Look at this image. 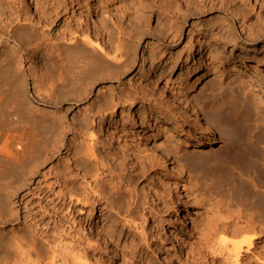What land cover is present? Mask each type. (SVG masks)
I'll use <instances>...</instances> for the list:
<instances>
[{"label":"rangeland","instance_id":"rangeland-1","mask_svg":"<svg viewBox=\"0 0 264 264\" xmlns=\"http://www.w3.org/2000/svg\"><path fill=\"white\" fill-rule=\"evenodd\" d=\"M32 1L37 7L36 11L26 7L22 0H0V8H6L11 3L15 7H23V11L29 16V20H33L32 22L35 21L31 18L34 15H44L43 22L37 24L38 30L44 34L42 38L44 42L30 38L29 47L34 49L29 52L23 64L24 68H29L31 72L48 71L50 57L52 54L54 56L58 54V50L53 49L49 42L61 37L67 40L72 35L69 36V31L84 37L86 34L90 36L89 39L101 40V33H98L97 29L99 22H102L108 32L114 31L120 25L124 26L122 28L125 31H130V27H133L131 22L135 21L132 19L134 17L137 18L138 30L143 34L128 43L130 59L121 68V72L116 74L118 81L109 79L108 75L84 79V82L88 80L87 86L90 84L88 86L90 98L95 97L101 90L107 92L108 98L115 103L114 110L117 111L112 115L105 110L98 115L86 101L77 107L64 104L72 98L70 87L73 83L65 87L70 93L65 88L56 92L61 100L59 104H53L51 101L47 103L44 87L38 92L39 95L34 92L31 79L25 85L30 96L27 104L29 115L32 111L35 115L29 116L33 126L30 123L29 125L32 127L35 141L29 150V161L25 162L24 166L18 165L0 172V200L4 198L8 201L15 213L11 215L10 221L0 225L2 230L0 259L10 260L11 264L35 262V264H232L224 257L222 241L228 242L226 244L229 246L231 242L229 240L242 241L251 237V232H248L249 225L243 221L245 218L242 217L240 219L242 221H238L239 219L235 217L237 212L245 215L250 210L247 201H238L237 193L230 198L226 196L230 191L229 184H225L226 180L229 177L236 186H243L244 190H247L251 179L248 172L254 169L264 182V161L255 157L259 156V153L264 155L262 152L264 140L257 142L254 139L258 135H262L264 139V59L262 57L264 35L247 44L260 51V56L256 59L258 62H253L255 66L248 69L240 67V71L238 68H231L240 63L232 64L226 72L206 75L189 91L192 101L199 100L193 103L198 102L195 106L201 108L200 117L210 116L209 120L207 119L208 128L200 130L196 126L185 124L184 117L180 114L173 116L171 112L166 113L164 109L166 105L167 108L169 105H172L173 109L176 107L164 92H160L159 86L165 82L180 91L183 79H190L198 63L200 64L195 53L196 49L209 45L207 38L201 35L203 27L205 28L201 23L207 15L206 5L202 0H126L124 4L128 6L127 18L132 19L129 21L123 20L118 10L120 4H114V0ZM137 1L147 2L148 11L141 15ZM232 1H220L215 8L227 11L239 34H245L240 30L241 25L249 29L251 23H261L264 20V6L260 7L257 1L243 0L241 7L237 3L240 9ZM232 5L235 7L233 8ZM235 9L236 13H234ZM240 10L242 13L238 14ZM213 13L221 15L219 12ZM22 16L24 17V14ZM22 16L20 20L23 19ZM245 16L247 18H244ZM222 21L219 25L223 26V29L228 28L224 25L227 24V20ZM220 44L217 43V47H220ZM189 53L192 55L190 62L185 60ZM115 54L118 56L117 53H111L113 56ZM62 56H56L59 69L61 66L65 69L68 62ZM231 56L236 55L227 54L226 57ZM117 59L116 57L112 61L116 64ZM203 62L208 64L209 60L204 58L201 63ZM155 71L158 76L152 77ZM142 88L149 93L147 97L141 95ZM124 89H131L137 95H131V98L128 96L127 99L126 96L122 98L119 91ZM25 112L28 111L23 108L22 113ZM75 112L83 113L93 119V126L91 125V129L94 130L93 135L85 134L84 130L81 131L75 125L76 122L71 120ZM245 113L246 122L243 119L244 125H242L240 117ZM152 118L163 122L165 120L178 128L188 127L189 139H197L202 145L190 147L183 142H177L171 136H167L166 130L157 131L156 121ZM58 124L65 125V130L62 131ZM103 125L109 127L108 134L116 133L119 136L120 140L115 143L118 144L117 147L114 146L110 135L105 140L104 137L99 136V129ZM247 133L252 134L251 139L247 140ZM124 137L127 145L123 142ZM84 138L85 141L92 139L96 142L93 148L94 159H102L107 165L104 174L97 181H93L89 174L82 173L78 163L74 161V157L82 156L85 147L75 150L74 154H70L64 148L69 140L78 143L83 142ZM155 142L158 144L161 142V146L165 148H172L174 144L175 147L178 146L174 152L177 155L175 157H180L178 159L181 162L184 161L185 172L182 176L177 172L173 173L168 165L162 166L158 162L156 156L159 150ZM231 142L236 143L238 149L228 152ZM244 146L253 148L254 152L256 149L255 156L248 155ZM114 168L115 171L112 172ZM11 169L15 175L17 172L16 177L11 174L12 172L10 173ZM212 169L219 175L213 172L209 175L215 177L217 175L216 178L221 179L220 184H222L221 189L216 192H212L198 175L199 172L208 175L207 172ZM65 180L79 188L81 196L85 197L84 201L69 202V199L65 198V203L63 202L64 197L61 196ZM10 185L16 188L12 195ZM262 187L259 189L263 194L264 184ZM130 195L134 197L132 205ZM135 201L139 207L136 210L132 209V213L126 211L127 206L130 204V207H133ZM176 213H183L182 219L185 221L184 226L179 225L177 228V237L183 236L186 239V251L179 253H175L178 238L170 241L165 239L166 229L178 217ZM224 213L228 215L229 220L225 219L227 216ZM219 214L223 217H218ZM233 217L236 221L232 219ZM123 218H132L133 221L130 224L124 223ZM94 220L97 222L104 220L105 226L111 231L109 245H104L100 241L98 232L90 231V225ZM263 220L264 215L261 220L264 228ZM229 221L239 222V227L236 229L239 233L229 232L232 228V223ZM221 223L231 224V227L226 225L228 230H225ZM256 223L261 224L258 221ZM29 226L34 231V238L40 242L50 241L48 250L46 249L45 253L41 252L39 256L32 248H26L23 240L18 241L23 235L19 230L29 231ZM218 226L226 233L217 230ZM224 237L226 240L223 239ZM88 241L94 247L90 248ZM253 243L250 250L241 253L238 264H264V231L258 235V238H254ZM16 244L21 245L19 247L21 252H14Z\"/></svg>","mask_w":264,"mask_h":264},{"label":"bare ground","instance_id":"bare-ground-1","mask_svg":"<svg viewBox=\"0 0 264 264\" xmlns=\"http://www.w3.org/2000/svg\"><path fill=\"white\" fill-rule=\"evenodd\" d=\"M22 1L26 7H31L32 9H34V11L37 10V7H36V5L33 4L32 0H22ZM125 1L126 0H114V4H120L121 5V6L119 5L118 10L120 11L121 16L124 18L123 20H127V21L132 20V19H133V21L135 20L134 22H131V26H133V27L132 28L130 27V31L128 30L129 32L127 30L125 31V29L122 28V27H124L123 25L118 26L117 28H115L114 31L108 32L105 29V26L102 25V22H99V24L97 25V27H99V28H97L98 33H101V36H102L101 40L100 39L98 40L97 38L95 40H93L92 38L89 39L90 36L88 37L86 34L84 37V36L78 35L75 32L71 33L69 31V36H70V34H72V35L69 38H67V40H65L61 37V38H55L54 40L49 42L53 49L55 48L58 50V54L56 56L63 55L62 58L64 57L65 60L68 61L67 65L65 66L66 68L63 69L61 66L59 69L58 63L56 62L57 58H56V56H54L52 54V56L50 57L51 62L50 61H49L50 63L48 62L50 64L48 71L44 72V73L43 72H33L34 70L31 72V71H29V68H27V67L24 68V65H23L24 62L27 60V56H29V52L32 49H34V47H29L30 38H37L38 40L44 42V39H42V38H44L43 37L44 34H43V32H40L38 30V27H37V24L39 22H43L42 20L44 19V15L38 16V14H36L33 17L30 16L32 19H35V21L32 22L33 20H29L30 19L29 16L26 15V13L23 11V7H21V8L15 7L11 3L6 8H0V172L4 169L6 170L8 168H15L18 165L24 166L23 164L25 162L27 163V161H29V150H30V147H31L33 141H35L33 139L34 138L33 132L31 131L32 130L31 126H33V125H31L32 120H29V116L31 117V116H35V115L33 113L34 111H32L31 115H29V107L27 108V104L30 101L29 100L30 96H29V91L27 90L25 85H27V82L29 83V79H31V81H32L31 83L33 85L34 92H37V94L44 87V90H46L45 98H47V100H46L47 103H48V101H51V103L53 102V104L54 103H58V104L61 103V100L56 95V92L57 91L59 92L61 89L64 90L65 87H67L69 84L71 85L73 83L74 85L72 84V87H70L72 98L69 99L68 102L65 101L64 104L68 103L70 105H74L77 107L82 102L86 101L90 107L95 109V112L98 115L102 112L104 113L105 111H108L111 115L113 113L117 112L116 110H114V104L115 103L113 102V100H110L108 98V96H107L108 94L106 91L101 90L97 93V95L95 97L90 98L89 97L90 90L88 88V86L90 84L87 86L86 82L88 80L87 81L85 80L86 82H84V79L85 78H87V79L93 78L94 79V77L95 76L97 77V75H108L109 79H117V81H118L116 74L118 72H121V68L125 64H127L128 60L130 59V53L128 51V47H129L128 43H130L134 38H137L140 35H142L143 32L138 30V28H139V26L137 25L138 23L136 24V22H137L136 17H138L139 15L135 16L136 19H134V17L132 19L130 17H129V19L127 18V16H128L127 7L128 6H126V4H124ZM220 1L223 2L224 0H202L204 5H206L205 12H207V15H206L205 19L202 20V23H201V24L205 25V28L203 27V31L201 32V35H202V37L207 38L209 45L206 47H201V48L196 49L197 51L195 53H196V56H198L200 64L198 63L196 70L194 71V73L192 74L190 79L189 78L183 79L182 88L180 87L181 88L180 91H178L177 89L176 90L173 89L172 88L173 85L172 86L167 85L165 82H163L162 84L160 83L161 85L159 86L160 92L161 91L164 92L166 94V96L170 99L171 103L176 107V108L174 107L175 109H173L171 107L172 105L171 106L169 105V108H167L168 106L166 105V107H164V109L166 110V113L168 111V112H171L173 116H175V115L180 116L181 115V117H184L183 119H184L185 124H187L188 126H196L200 130H206V128H208L207 127L208 126V120H209L208 117H210V116H208L206 118L203 116L200 117L199 113L201 112V108L197 107L198 105L195 106L196 104H198L197 101H199V100L195 99V100H197L196 101L197 103H193V101H195V100L192 101L191 96H190L191 94L189 93V91L191 89H193L195 84L197 82H199L200 79H203V77H205L206 75L211 74V73L215 74L217 72L222 73L223 71L226 72L228 70L229 66L231 67L232 64L240 63L238 66L236 65V67H231L232 69L238 68V70H240L239 69L240 67H244L245 69L246 68L248 69V67L255 66L253 64V62H258L256 59L260 56L259 55L260 51H258L257 49L255 50V47L248 46L247 44H251L250 42H254V41L260 39L264 35V20L261 23L255 22L256 23V24L254 23L255 25L253 23H251L252 25L251 26L249 25L250 26L249 29H247L245 26L241 25L240 30L244 31L245 34L240 33L241 34L240 35L237 32V29H235V27H234L235 24H233V22L231 21L232 19H230L231 17H229L227 11H225L223 9H216L215 8V7H217V5ZM255 1H257V4H260V7L264 6V0H255ZM232 2H234L236 6L238 3V5H240L239 7H241V5H243V0H233ZM137 5H138V10H140L141 15L143 13H145L146 11H148V3L147 2L137 1ZM233 5H232V7H233ZM237 7H236V9L239 8V7L238 8ZM236 9H235L234 13H236ZM232 10H234V9H232ZM241 10L239 11L238 14H240ZM213 12H219V13H221V15L220 14L219 15L214 14ZM237 12H238V10H237ZM138 13H139V11H137L136 14H138ZM23 14H24V17L22 16ZM30 15H32V14H30ZM243 15H245V14H243ZM21 16L23 17V19L20 20ZM36 16H37V18H36ZM241 16H242V14H241ZM139 17H141V16H139ZM142 17H145V16H142ZM244 18H247V17L245 16ZM13 20H15V21H13ZM224 20H227V24L224 23V25L228 27V28L225 27L226 29H223L224 27L219 25L220 21L226 22ZM237 20H239V19H237ZM175 21H176V19H175ZM222 22H221V24H222ZM239 23H240V20H239ZM247 24H249V23H247ZM36 42H38V41H36ZM36 42H35V44H37ZM217 43H221L220 44L221 46L217 47V45H216ZM229 48H232V49H229ZM232 50H234V51H232ZM111 51L114 53H117L118 56H116V54H115V56L111 55V53H112ZM236 51H238V53ZM227 54H231V55L234 54L236 56H231V57L227 58L226 57ZM191 56L192 55L189 53L186 56L185 60H188L190 62L192 60ZM116 57L118 58L117 59L118 63L115 64L112 61V59L114 60V59H116ZM262 57L264 59L263 55H262ZM204 58L209 60L208 64H206L208 61L206 63H204V62L201 63ZM187 65L189 66V63H187ZM254 71H255V69H254ZM156 76H158L157 72L154 73L152 77H156ZM240 81H242V80H240ZM238 83H239V81H238ZM65 89H67V88H65ZM67 91H69V90L67 89ZM69 93H70V91H69ZM126 93L127 94L130 93V94L127 95ZM140 93L143 97H147V94L149 95V93L146 92V90H144V89L141 90ZM119 94H120V96H122V98L126 96V99L128 96H130V98H131V95H133V96L135 95L131 89H128V90L124 89L122 91H119ZM218 106H221V105H218ZM109 107H110V109H107ZM170 107L172 109H170ZM23 108H25L26 111H28V112H25V114L22 113ZM213 108H214V106H213ZM66 109H68V108H66ZM161 109H162V106H161ZM199 110H200V112H199ZM219 110H220V108H219ZM80 112H78V113L75 112L73 114V119H71V120H74L76 122L75 125H77V127L80 128L81 131L84 130L83 132H85V134H88L90 136L93 135L94 130H93V128L91 129L93 119H91V117L88 118L86 115H84L83 113H80ZM169 115H170V113H169ZM204 115H205V113H204ZM246 117H247L246 113L244 115H242V117H240V118H242V122H243V119L246 122ZM34 118H36V117H34ZM238 118H239V116H238ZM152 119H154V121H156L155 125H157V131L158 130H166L167 136H171L177 142L178 141L183 142L190 147H197V146L202 145V143L200 141H198L197 139H195V140L189 139V136H190L189 131L190 130L188 127L178 128L175 125L168 124L167 122H165V120L163 122V121L157 120L155 118H152ZM34 120H33V122H34ZM169 120H170V118H169ZM201 120H202V122H201ZM45 121H47V120H45ZM235 121H236V119H235ZM37 122H38V120H37ZM42 122H44V120ZM242 122H240V123L242 125H244V122L243 123ZM29 123L31 126L29 125ZM230 123H231V121H230ZM233 123H235V122H233ZM241 124H240V126H241ZM34 126H36V125H34ZM58 127H60L62 129V131H64L66 128V126L63 124H61V125L58 124ZM35 128H37V127H35ZM35 128H33V129H35ZM99 130H100L99 136H102V138L104 137V140H105V138L109 137V135H110L111 139H113V141H114V146L117 147L118 144H115V143L116 142L118 143V140H120V139H119V136L116 135V133H112V134L109 133L108 134L109 127L107 125H103L102 127H100ZM166 131H165V133H166ZM249 134L247 133V140L251 139L252 134H250V135ZM254 139L257 142H263V140H264V139H262V135L261 136L258 135V137H255ZM121 140H122V138H121ZM123 140H124L123 142L127 145L128 143L125 141V137ZM63 144H64V142H63ZM95 144H96V142L94 140L90 139V140L85 141V138H84L83 142H78V143L71 139L64 146V148H66V150L70 154H74L75 150H77L81 147H85V152H82L83 153L82 156L78 155V157H74L75 158L74 161L78 163V166L80 167V171H82V173L89 174L90 178L93 181H97L102 176V174H104V171L107 167V165L104 164V161H102V159L101 160L94 159L93 148H94ZM125 144H124V146H125ZM154 144L159 150V153L156 156L158 159V162L162 166L168 165L171 168L173 173L177 172L180 176H182L183 173L185 172L184 171L185 169L183 166L184 161L182 160L183 162H181L178 159L180 157H175L177 155H176V152H174V150H176L175 148H177L178 146L175 147L176 144H174L175 146L173 145L172 148H170V147L165 148V146L162 147L161 144L159 145L157 142H155ZM244 148H245L246 153L248 155H250V156L254 155L255 156L254 153L256 152V149L254 152L253 148L249 149L245 146H244ZM237 149H238L237 144L234 142H231L229 145L228 152L236 151ZM259 152H260V150H259ZM262 152L264 153V151H262ZM169 154H170V157H169ZM71 156H73V155H71ZM263 156L264 155H261L259 153V156L256 155L255 157H257L260 161H264ZM111 171L114 172L115 168ZM11 172H12V169H11L10 173ZM109 172L110 171L108 170V173ZM212 172L214 174H218V173H215L213 171V169H212V171L207 172L208 175L205 173L203 174V172H199V174L198 173L197 174L200 176L202 182L204 184H206L209 189L210 188L212 189V192L213 191L216 192V190L221 189L222 184H220L221 179L219 180L218 178H216L217 175H216V177L214 175H209V173L211 174ZM5 173H8V171L7 172L5 171ZM248 173H249V176L251 177V179H249L250 180L248 183L249 187L247 188V190H244L243 186H236L235 182L232 179H230L229 177L226 180L227 183H225V184H229V190H230V191H228L226 196L228 195V198H230L233 196V194L237 193L238 194V201H242V202L247 201L248 203L247 202L246 203L248 204V209L250 210L249 213H246L245 215H241L240 212H237V213H235L236 214L235 217L237 219H239L238 221H242V220H240V219H242V217L245 218V219L243 218L244 219L243 221L245 223H248L250 231H248L247 229L246 230L248 232H251V234H250L251 237L248 239L246 238L245 240H242V241L229 240V241H231L229 243V246L226 244L228 242L222 241L224 246H223V244H222L223 247L220 245V247H222L224 249L225 259L228 260V262L232 263V264H238L241 253L244 250H250V248L254 245V243H253L254 238H258V235L264 231V228H263L262 223H261L262 216L264 215V207H263V202H264L263 194L264 193L262 194L260 189H259V187L263 186L264 182L262 181L261 177L259 176V174L257 173L256 170H254V169L250 170ZM11 174H13V176L15 175L13 172ZM16 175H17V172H16ZM16 175H15V177H16ZM10 176H12V175H10ZM249 176H248V178H249ZM220 177L222 178V176H220ZM223 180L225 181L224 177H223ZM63 185H64V191H63V195L61 196V197H64L63 202L65 201V198H68L69 202H73V201L80 202V201L85 200V197L83 198L81 196V193L79 192L78 187L74 186L72 183H70L69 181H66V180L64 181ZM10 186L12 188V190L10 191V194L12 195L15 193L16 188H14L12 185H10ZM185 197H187V195H185ZM133 198L134 197H132V195H130L131 205L134 202ZM1 202L2 203H0V208L4 211H3V213L1 212L2 210L0 211V225H2L3 223H6V221H10L11 215L15 214L13 207L9 206L8 201H6L4 198H2ZM138 207H139L138 203L135 201L134 206L130 207V204H129L127 206L126 211L131 212L132 209L136 210ZM227 213H228V211H227ZM176 214H178V213H176ZM182 214L183 213H179L176 220L172 221L169 224L168 228L166 229V236H165L166 238L165 239H168L170 241V240H173L174 238H178L176 245H175V253L186 251L185 250L186 239L183 236L177 237L178 226L179 225L180 226L185 225V221L182 219ZM221 214H219L217 216L222 218L223 215H221ZM232 214H234V213H232ZM225 216H227V218H225V219L229 220L228 215L225 214ZM235 217H233L232 219H234ZM230 218H231V216H230ZM257 218H258V220H257ZM234 220L236 221V219H234ZM100 221L101 222H97L95 220L92 221V223L90 225V231L92 230L93 232H98L97 233L98 235L97 234L96 235L98 236L100 241L104 245H109V243H110L109 239L111 236V231L105 226L104 220H100ZM123 221H124V223L130 224V222H132L133 219L132 218H123ZM238 221L234 222V223L229 221V223H232V228L229 230V232L230 231L235 232L236 229H238L237 228V227H239ZM257 221H258V223L260 222L261 224H257L256 223ZM131 224L133 225V223H131ZM222 225L225 227V230L226 229L228 230V227H227L228 225L231 227V224L227 225V224L221 223V226ZM103 226H105V227H103ZM100 227H102V228L98 229ZM142 227H143V225L141 226V229H142ZM221 228L219 229V226H218V229L217 228L216 229L219 231H223L224 229L221 230ZM240 230H241V228H240ZM245 231H243V232H245ZM19 232L22 233L23 235L20 236V238H19L20 240H18V241L23 240L24 243L26 244V248H28V249H29V247L32 248L33 251L36 254H38V256L41 252L45 253V250L46 249L48 250L47 247H48L50 241L46 240L44 242H40L39 240L34 238L33 237L34 231H33L31 226H29V231L24 230V229H20ZM224 232L225 231H223V233ZM236 232H238V231H236ZM223 239H225V237ZM1 240H2V230L0 229V241ZM175 241H176V239H175ZM90 242H91V240H90ZM90 242L89 241L87 242L88 246L90 248L94 247ZM131 245H133V244L131 243ZM19 247H21V245L18 246V244H16V246L14 247V252H17V251L21 252V251H19L20 250ZM42 255H40V256H42ZM45 255H43V256H45ZM0 264H11V261L10 260L2 261L0 259Z\"/></svg>","mask_w":264,"mask_h":264}]
</instances>
